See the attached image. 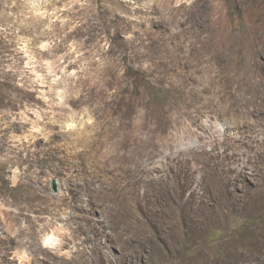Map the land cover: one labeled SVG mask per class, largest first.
<instances>
[{"label": "rangeland", "instance_id": "rangeland-1", "mask_svg": "<svg viewBox=\"0 0 264 264\" xmlns=\"http://www.w3.org/2000/svg\"><path fill=\"white\" fill-rule=\"evenodd\" d=\"M0 264H264V0H0Z\"/></svg>", "mask_w": 264, "mask_h": 264}, {"label": "bare ground", "instance_id": "bare-ground-1", "mask_svg": "<svg viewBox=\"0 0 264 264\" xmlns=\"http://www.w3.org/2000/svg\"><path fill=\"white\" fill-rule=\"evenodd\" d=\"M47 242L53 245L59 244L58 239H56L54 236L47 237Z\"/></svg>", "mask_w": 264, "mask_h": 264}]
</instances>
